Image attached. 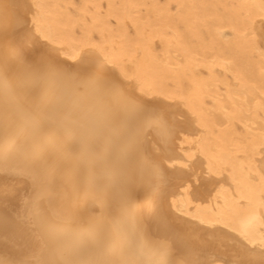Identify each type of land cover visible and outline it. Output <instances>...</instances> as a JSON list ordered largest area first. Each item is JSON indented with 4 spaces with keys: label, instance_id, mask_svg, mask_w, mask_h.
Wrapping results in <instances>:
<instances>
[{
    "label": "bare ground",
    "instance_id": "bare-ground-1",
    "mask_svg": "<svg viewBox=\"0 0 264 264\" xmlns=\"http://www.w3.org/2000/svg\"><path fill=\"white\" fill-rule=\"evenodd\" d=\"M263 29L264 0H0V264H264Z\"/></svg>",
    "mask_w": 264,
    "mask_h": 264
},
{
    "label": "rangeland",
    "instance_id": "rangeland-1",
    "mask_svg": "<svg viewBox=\"0 0 264 264\" xmlns=\"http://www.w3.org/2000/svg\"><path fill=\"white\" fill-rule=\"evenodd\" d=\"M261 37V36H260ZM262 40L264 41V29H263V34H262Z\"/></svg>",
    "mask_w": 264,
    "mask_h": 264
}]
</instances>
